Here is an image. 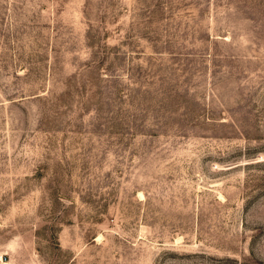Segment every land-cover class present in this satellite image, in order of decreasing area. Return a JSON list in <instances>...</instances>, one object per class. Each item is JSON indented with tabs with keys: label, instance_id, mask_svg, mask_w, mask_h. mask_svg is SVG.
Segmentation results:
<instances>
[{
	"label": "rangeland",
	"instance_id": "374dc122",
	"mask_svg": "<svg viewBox=\"0 0 264 264\" xmlns=\"http://www.w3.org/2000/svg\"><path fill=\"white\" fill-rule=\"evenodd\" d=\"M0 264H264V0H0Z\"/></svg>",
	"mask_w": 264,
	"mask_h": 264
}]
</instances>
